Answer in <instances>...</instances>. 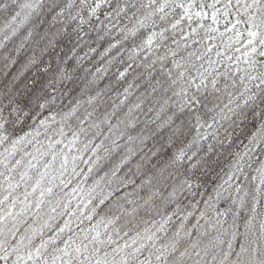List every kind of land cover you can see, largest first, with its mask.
<instances>
[{"label":"snow or ice","instance_id":"1","mask_svg":"<svg viewBox=\"0 0 264 264\" xmlns=\"http://www.w3.org/2000/svg\"><path fill=\"white\" fill-rule=\"evenodd\" d=\"M0 264H264V0H0Z\"/></svg>","mask_w":264,"mask_h":264}]
</instances>
